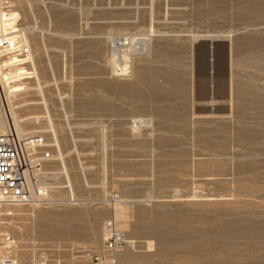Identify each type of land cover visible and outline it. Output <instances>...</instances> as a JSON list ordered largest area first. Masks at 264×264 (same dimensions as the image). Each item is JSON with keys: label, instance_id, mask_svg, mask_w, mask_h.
I'll list each match as a JSON object with an SVG mask.
<instances>
[{"label": "rangeland", "instance_id": "374dc122", "mask_svg": "<svg viewBox=\"0 0 264 264\" xmlns=\"http://www.w3.org/2000/svg\"><path fill=\"white\" fill-rule=\"evenodd\" d=\"M0 11L16 12L30 48L18 66L0 57L24 86L7 97L53 154L45 201L0 203V255L264 264V0H0ZM208 32L231 42V97L213 109L193 76L195 36ZM114 39H133L124 74ZM18 67L37 75L17 80ZM107 220L125 243L96 261Z\"/></svg>", "mask_w": 264, "mask_h": 264}, {"label": "built area", "instance_id": "2783aa9c", "mask_svg": "<svg viewBox=\"0 0 264 264\" xmlns=\"http://www.w3.org/2000/svg\"><path fill=\"white\" fill-rule=\"evenodd\" d=\"M29 46L19 37L0 35V57L5 55L9 67L26 63ZM14 57L19 59L13 61ZM53 154L45 135L40 130L19 134L14 127L0 132V202L8 204H30L43 202L51 190L49 172ZM1 243L11 248L14 244L9 235ZM125 236L111 220L103 225L102 250L94 255L96 261L112 259L124 245ZM0 264H22L10 253L0 255ZM34 264H48L45 254L35 258Z\"/></svg>", "mask_w": 264, "mask_h": 264}, {"label": "bare ground", "instance_id": "6f19581e", "mask_svg": "<svg viewBox=\"0 0 264 264\" xmlns=\"http://www.w3.org/2000/svg\"><path fill=\"white\" fill-rule=\"evenodd\" d=\"M16 12H10V13H6L4 11H0V35L1 34H9L12 37H15L16 35H18V32H21V30H19L18 28L14 27V20L16 17ZM200 36H206L207 38H220L219 36H230V33H225V34H218V33H205V34H199L195 36V40L200 39ZM143 44H141L137 49H135V51L138 52H142L144 51L146 44H145V37L141 38ZM113 53H117L119 52V56L122 60V68L120 67L119 71L124 74L126 73L127 70V63H128V54L133 51L134 49H132V43H133V39H125V40H113ZM125 48V49H123ZM220 49V47H219ZM217 51V50H216ZM218 52H215V55L212 53V55L215 58V62L213 64V66L215 67V71H216V75L215 78H213L211 80V82H215V83H219V79H220V74H219V70H220V52L219 55H217ZM29 56L30 54L26 57V61H29ZM118 56V57H119ZM197 67L198 70L201 72L202 70H204L203 68V55L201 53V51L197 52ZM19 59H16L14 57L13 61H18ZM115 61V60H114ZM113 62V61H111ZM120 63V62H119ZM6 66V62H3V64H0V90L3 91L4 93V97L2 94V98L4 101V112H3V117L0 118V126H4L5 129L10 126V127H14V129L19 133V134H25L26 132H23L21 127L18 124V117L15 115L12 105L10 103V100L7 97V94H13L14 91H19L21 89H24V86H22V83H15V84H9V80L7 77V73L2 70V67ZM17 73L16 76L17 80L19 79H23V78H27V77H31V76H36V71L33 70L31 72H27L26 70H24L23 67H18L17 69ZM14 70V71H16ZM13 71V75L14 74ZM33 74V75H31ZM10 76V75H9ZM11 77V76H10ZM216 84V86H217ZM5 98H6V103L5 104ZM207 101L210 104L211 109H213V105H215L216 100L213 99H209V100H204ZM210 113V112H209ZM214 112H211L210 114H213ZM4 129V130H5ZM4 130L0 129V132H3ZM30 132V131H29ZM28 133V132H27ZM69 183V182H68ZM72 192V191H70ZM73 194V193H72ZM1 203V202H0ZM117 214V213H116Z\"/></svg>", "mask_w": 264, "mask_h": 264}, {"label": "water", "instance_id": "95a60500", "mask_svg": "<svg viewBox=\"0 0 264 264\" xmlns=\"http://www.w3.org/2000/svg\"><path fill=\"white\" fill-rule=\"evenodd\" d=\"M220 47V49H219ZM217 50V51H216ZM203 55L201 72L197 67V52ZM215 52H220V88L219 83L211 82L216 71L213 66ZM195 99L199 101L213 99L216 102L229 100L231 97V42L228 38H200L195 40L192 49ZM217 84V86H216Z\"/></svg>", "mask_w": 264, "mask_h": 264}, {"label": "crops", "instance_id": "0c3cea01", "mask_svg": "<svg viewBox=\"0 0 264 264\" xmlns=\"http://www.w3.org/2000/svg\"><path fill=\"white\" fill-rule=\"evenodd\" d=\"M219 88H220V79H219Z\"/></svg>", "mask_w": 264, "mask_h": 264}]
</instances>
